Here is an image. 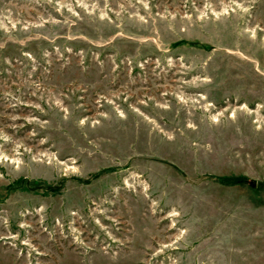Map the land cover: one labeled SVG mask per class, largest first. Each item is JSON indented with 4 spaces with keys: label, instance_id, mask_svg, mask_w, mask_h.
Masks as SVG:
<instances>
[{
    "label": "rangeland",
    "instance_id": "374dc122",
    "mask_svg": "<svg viewBox=\"0 0 264 264\" xmlns=\"http://www.w3.org/2000/svg\"><path fill=\"white\" fill-rule=\"evenodd\" d=\"M0 264H264V0H0Z\"/></svg>",
    "mask_w": 264,
    "mask_h": 264
}]
</instances>
